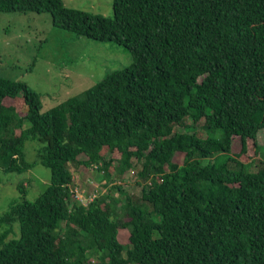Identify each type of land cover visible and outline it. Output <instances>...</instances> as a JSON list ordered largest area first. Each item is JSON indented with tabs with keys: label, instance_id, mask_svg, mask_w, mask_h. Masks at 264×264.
I'll return each mask as SVG.
<instances>
[{
	"label": "trees",
	"instance_id": "1",
	"mask_svg": "<svg viewBox=\"0 0 264 264\" xmlns=\"http://www.w3.org/2000/svg\"><path fill=\"white\" fill-rule=\"evenodd\" d=\"M27 12L132 62L45 112L0 77V172L30 170L25 144L38 142L50 173L0 216V264H264V0H112V18L0 0V13ZM70 165L104 180L85 204ZM134 168L139 196L112 183Z\"/></svg>",
	"mask_w": 264,
	"mask_h": 264
},
{
	"label": "rangeland",
	"instance_id": "2",
	"mask_svg": "<svg viewBox=\"0 0 264 264\" xmlns=\"http://www.w3.org/2000/svg\"><path fill=\"white\" fill-rule=\"evenodd\" d=\"M62 2L65 7L105 18H112L113 15L112 0ZM131 62V55L113 42H97L55 28L48 13H0V77L24 83L31 91L38 93L42 112L89 89L109 73L122 70ZM11 103L10 99L4 100L6 105ZM257 141L264 149L263 130L258 132ZM38 147V142L25 144L26 159L33 164L27 172H0V216L8 210L9 204L21 200L18 185L26 186V199L30 202L35 201L48 185L49 170L36 161L35 150ZM239 151V138L234 137L231 153L237 154ZM174 161L180 163L181 155ZM69 169L73 177V191L83 192L85 196L101 191L100 185L104 184V180L99 181L98 174L91 168L70 165ZM252 169H256L254 165ZM136 170L126 172L124 179L113 175L112 183L119 184L127 193L139 196L141 187L136 185ZM14 231L18 233L17 224ZM15 238H18V234ZM120 241L125 243L126 238L122 236Z\"/></svg>",
	"mask_w": 264,
	"mask_h": 264
},
{
	"label": "built area",
	"instance_id": "3",
	"mask_svg": "<svg viewBox=\"0 0 264 264\" xmlns=\"http://www.w3.org/2000/svg\"><path fill=\"white\" fill-rule=\"evenodd\" d=\"M97 191H95V193H92V194H90V195H88V196H85V194L83 193V192H80L79 193V191H71V193H73V197H74V199H76V200H78L79 202H82V203H86V202H88V201H91L96 195H97V193H96Z\"/></svg>",
	"mask_w": 264,
	"mask_h": 264
}]
</instances>
